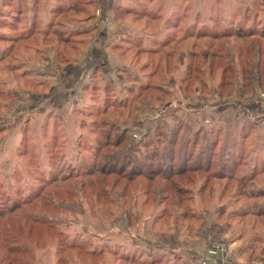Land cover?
<instances>
[{
  "label": "rangeland",
  "instance_id": "obj_1",
  "mask_svg": "<svg viewBox=\"0 0 264 264\" xmlns=\"http://www.w3.org/2000/svg\"><path fill=\"white\" fill-rule=\"evenodd\" d=\"M225 232L264 264V0H0V264H239Z\"/></svg>",
  "mask_w": 264,
  "mask_h": 264
},
{
  "label": "crops",
  "instance_id": "obj_2",
  "mask_svg": "<svg viewBox=\"0 0 264 264\" xmlns=\"http://www.w3.org/2000/svg\"><path fill=\"white\" fill-rule=\"evenodd\" d=\"M239 234L240 235H237V232L236 233L225 232V238L228 240V244L230 245V250L234 251V252H236L238 254L237 256H238L239 262H237V263H239V264H248L246 262V260H244L245 258H243L244 257L243 255H247V254H243V253L240 252L241 248H242L241 243L245 242L246 239H245V236H243V237L241 236V233H239ZM240 236H241V238H240ZM246 243H245V245H248ZM196 250H198V249H196ZM188 259H191L190 255H189ZM200 259H201V257H200Z\"/></svg>",
  "mask_w": 264,
  "mask_h": 264
}]
</instances>
